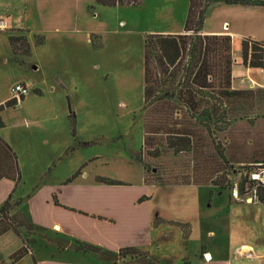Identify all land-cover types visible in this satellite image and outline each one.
I'll return each mask as SVG.
<instances>
[{
    "label": "rangeland",
    "instance_id": "374dc122",
    "mask_svg": "<svg viewBox=\"0 0 264 264\" xmlns=\"http://www.w3.org/2000/svg\"><path fill=\"white\" fill-rule=\"evenodd\" d=\"M188 6V0H142L139 6L112 8L98 6L95 0H0V100L17 84L28 89L23 106L2 113L4 128L0 134L18 148L17 152L13 150L19 162L20 181L16 182L12 196L23 199L19 209L31 224L46 229L53 222L63 225L59 236L50 229L46 235L110 252H116L112 242L130 241L149 252L153 264H180V259L194 264H215L205 258L210 247L218 251L219 259L230 263L234 257L248 258L247 254L238 255L241 246L237 243L238 230L245 232L254 227L259 231L258 236H264V205L256 199L254 184L249 183V177L257 179L253 175L262 172L264 175V168L247 171L248 168L219 161L217 155V150L224 151L229 135L227 159L264 158V129L261 130L264 120H251L250 125L233 118L230 108L228 114L223 112L217 117L220 107L225 109L224 103L230 107L235 100L231 95L229 100L214 107L216 112L210 115L208 110L203 112L209 119L189 118L182 108L174 109L172 117L177 122L172 125L174 135L156 141L160 156L147 158L146 149L138 153L143 144V123L152 120L150 110L147 113L143 109L144 39L153 33L180 32ZM53 9L55 18L57 12L65 10L73 14L72 24L65 21L69 26L60 33L55 24L48 25L54 20L50 18ZM241 18L244 36L248 32V38L264 42L263 7L211 5L201 33L230 35L235 21ZM1 21L8 23V28L4 29ZM88 28L95 32L90 35L91 45L84 37ZM13 30L26 36L30 56L15 59L11 54L7 36ZM221 31L225 33L218 34ZM35 36H42L46 43L36 46ZM238 36L234 35L232 42L231 88L255 89L256 85H264V72H251L239 64L241 37ZM213 62L214 77L209 79L213 89L208 95L216 98V93L224 88V61L217 56ZM150 67L153 78L156 72L152 64ZM172 72L173 77L160 76L159 87L174 88L182 78L181 69ZM251 82L256 85L250 86ZM250 96H244L242 114L256 119V112L264 115V90H257L258 106L246 105ZM206 101L209 108V100ZM68 108L75 114L74 125L68 118ZM189 133H193L190 138L178 137ZM250 137H257L258 143L250 146ZM171 144L174 150L168 148ZM142 154L147 169L145 182L152 185L143 182L142 166L136 160ZM78 170L80 175L66 185L65 181ZM96 178L120 184L107 185ZM200 183L206 186H199ZM53 194L59 206L54 205ZM142 197L151 204L139 203ZM53 209L60 212L53 213ZM150 218L152 222L160 218L164 223L147 228ZM196 218L201 234H196L189 244L190 221L195 226ZM172 219L182 224H186V219L190 221L182 231L169 224L178 222ZM58 229L56 226L55 230ZM20 234L22 239L27 238L24 230ZM247 235L244 233L243 238ZM35 239L36 244L31 246L41 264H114L112 259L100 254L70 248L59 250L48 245L44 238ZM198 239L202 242L195 248ZM20 243L13 232L0 237V261L9 264V256ZM129 263V259L117 262ZM21 264H33V261L29 258Z\"/></svg>",
    "mask_w": 264,
    "mask_h": 264
},
{
    "label": "trees",
    "instance_id": "16d2710c",
    "mask_svg": "<svg viewBox=\"0 0 264 264\" xmlns=\"http://www.w3.org/2000/svg\"><path fill=\"white\" fill-rule=\"evenodd\" d=\"M142 0H95L98 6L112 8L116 6H139ZM189 6L186 13V18L183 26V34L177 35H163V34H149L144 39V112L150 110L152 113L150 123H143V144L138 153L146 149V157L151 159H157L160 156L161 149L160 145L156 143L162 142V136L167 140V136L174 135L172 132V125L177 122L173 121L172 111L177 108H182L184 110V115L193 119L207 118L203 112H207L210 115L215 111V106L218 104H223L225 101L230 99V95L233 100L230 107L224 103L220 107L222 110L217 114V117L223 112L229 113V108L231 110V115L239 121H247L248 124L252 125L251 120L254 122L264 120V115H258L257 112L255 116L257 118L253 119L250 114H242L245 109L243 105L244 96H250V101L248 106L253 105L258 106L257 103V90L262 91L264 89H237L231 88V83L233 77L231 75V50L233 38L230 35H201V31L204 25L205 14L207 9L214 4H224L226 6H245V7H263L264 0H188ZM227 26V24L225 25ZM224 29H228L225 27ZM18 31L9 32L7 41L10 48V52L13 57H28L31 54V48L27 41L25 35L16 34ZM36 37V46H41L44 44L45 39L42 36ZM240 53L242 65L246 69H256L264 70V42L254 41L248 37H244L240 41ZM219 56L224 61L222 67V79L224 81V88L220 89L216 93V98L208 95L209 90L213 89L212 84L209 79L214 77V59ZM151 62V63H150ZM21 65V62H19ZM151 64L153 69H155V76L150 77ZM181 69L182 78L177 81L174 88L160 89L159 81L160 76H171L173 77L174 69ZM242 81V80H241ZM244 83V82H242ZM35 94H39V90L34 89ZM20 100H24V95L19 96ZM218 98L221 101H218ZM237 99V100H236ZM209 100V108L208 102ZM18 100L16 98H11L0 104V129L4 128V123L1 118V112L7 108H16ZM175 104V105H174ZM217 105V106H218ZM260 105V104H259ZM149 106V107H147ZM150 106L152 108H150ZM150 108V109H148ZM154 108V109H153ZM197 110H200L197 112ZM226 110V111H225ZM147 112V113H148ZM179 111H176V113ZM181 112V111H180ZM230 117V116H229ZM261 117V118H260ZM68 118L70 119L72 125L75 124V114L68 108ZM264 121L261 122L263 124ZM152 124L153 127L149 128L147 125ZM170 124V125H168ZM168 125V128L166 127ZM174 126V125H173ZM256 127V126H255ZM260 128V127H259ZM264 128H261V130ZM74 131V129L72 130ZM219 132V130H217ZM228 129L225 130L227 132ZM75 132V131H74ZM73 132V133H74ZM208 132V131H207ZM193 133L189 134H178L179 138L192 137ZM229 136V135H228ZM226 138L227 145L230 140ZM163 138V139H164ZM248 144L250 146L256 145L258 143L257 137L248 138ZM168 145V144H167ZM218 144H215L217 146ZM224 151L217 150V155L219 161L227 162L228 165H234V163H239L238 160L241 159H227ZM169 149H173V145L168 146ZM151 150V151H149ZM153 152V153H151ZM143 153V152H142ZM145 154L142 156H137L136 160L141 164L143 172H146V164L142 159H144ZM245 162L248 160H264L262 157H253L251 159H242ZM235 166V165H234ZM243 168L249 169L253 167L264 168L262 165H236ZM259 170V169H258ZM80 175V170L73 174L70 178L65 181V184L72 183ZM257 179H250L249 183L255 186V195L258 202L264 205V177L261 179L262 173H257ZM254 176V175H253ZM6 178L11 179L15 182L20 181V167L18 158L12 148L2 139L0 136V180ZM255 178V177H254ZM257 180H260L258 182ZM99 183H104L107 185H118L117 181L103 178H96ZM145 182V177H144ZM146 184H149L145 182ZM256 183V184H255ZM205 185L206 183H200L199 185ZM214 184L216 186L217 184ZM152 185V184H149ZM242 188V186H241ZM241 193V190H240ZM53 203L59 206L58 199L55 194L52 195ZM149 200L146 197L139 199V203ZM23 203V199H13L12 193L8 195L5 201L0 206V237L8 232H13L21 239L22 245L17 249L10 257L9 264H16L22 258L30 253V244L35 242V237H41L45 239L48 245L56 246L59 249L70 248L77 252H92L100 254L106 258L112 259L114 264L117 262H125L127 259L131 260L129 264H153L149 254L135 247H122L116 252L103 251L100 248L86 243H81L75 241L70 243L68 240L59 238L57 236L51 237L46 235L47 229L31 224L26 216L20 211L19 207ZM164 221L160 219H155L152 222V226L155 227L158 224H162ZM174 224L179 227L182 231L188 226L182 223H169ZM20 230H24L26 234V239H22L20 235ZM184 241H187V234L183 237ZM134 262V263H133ZM34 264H36L34 262ZM182 264H190V262L183 260Z\"/></svg>",
    "mask_w": 264,
    "mask_h": 264
},
{
    "label": "crops",
    "instance_id": "0c3cea01",
    "mask_svg": "<svg viewBox=\"0 0 264 264\" xmlns=\"http://www.w3.org/2000/svg\"><path fill=\"white\" fill-rule=\"evenodd\" d=\"M182 2V1H181ZM52 12L53 13H55L56 12V10L55 9H53L52 11H50V18H54V20H52V21H50V23H49V21H48V19H47V24L48 25H50V26H52L53 24H55L57 27H59V33L61 32V30H63V29H65L67 26H69V24H72V22H73V17H72V12H67L66 10L65 11H63V13H58L57 12V15H56V18L55 17H52ZM72 17V18H71ZM239 21H235V23H234V25L235 26H233V30H232V33L230 34V36H232V38H233V36L234 35H237V34H240V37H241V39L242 38H244V37H248L247 35H249V34H247L246 33V36H244L245 35V33H242L241 31H242V23L240 22L241 20H242V18L241 19H238ZM65 21H67L69 24L68 25H65ZM77 22H76V26L78 27V25H79V20H76ZM55 22V23H54ZM234 22V21H233ZM1 25H2V27L4 28V27H7L8 26V23H6V22H2L1 21ZM226 24H227V26L229 27V24L227 23V22H225ZM236 23H238L239 25L237 26L236 25ZM226 24H224V25H226ZM75 26V27H76ZM55 27V26H54ZM8 28V27H7ZM225 27H223L222 29L223 30H227V31H229V28L228 29H224ZM4 29H6V28H4ZM53 30L52 31H58V28H52ZM71 29V28H70ZM68 31H70V30H68ZM73 31V30H72ZM85 32V35H84V37L86 38V42L87 43H89L90 42V45H91V41H90V35L91 34H93V33H95L94 32V30H90L89 28L86 30V31H84ZM184 33V31H183V28H182V30L180 31V32H177V33H172V34H163V35H177V34H183ZM205 33V32H204ZM223 33H225V32H223V31H221V32H219L218 34H223ZM67 34V33H66ZM9 35V34H8ZM201 35H206V34H203V33H201ZM56 37H58V36H56ZM239 37V36H238ZM239 37V38H240ZM7 38H8V36H7ZM250 39H252V40H254V41H260V40H256L257 38H255V39H253V38H251V37H249ZM45 39V38H44ZM241 39L239 40V42L241 41ZM70 41H72V40H70ZM262 41V40H261ZM72 42H74V40L72 41ZM233 42V41H232ZM44 43H46V42H44ZM44 45V44H43ZM91 48H92V46H91ZM93 49V48H92ZM240 61H241V59L239 58V63H240ZM234 66V65H233ZM242 66V65H241ZM246 69V68H245ZM249 70V69H248ZM253 70H256V69H251V72L253 71ZM256 71H258V70H256ZM232 72H233V67H232ZM264 72V70H260L259 71V73H263ZM143 76H144V67H143ZM241 82H243V80L241 81ZM61 84L62 86H64L61 82H58V84ZM232 84H233V81H232ZM253 85H256L255 84V82H251L250 83V86H253ZM234 86V85H233ZM235 87V86H234ZM235 88H237V89H243L244 87H235ZM255 89H253V90H256V89H264V85H256V87H254ZM160 89H162L161 87H160ZM38 90V89H37ZM11 98H16L17 100H18V104H17V106H16V108H7V109H5V110H3L2 112H1V118H2V113H4V111H7V110H11V111H15V109H19L20 108V106H23V102H26L27 101V99L26 98H24V100H20V98H19V96L18 95H16L12 90H11V93L9 92V94L7 95V96H5L4 98H2L1 100H0V104H3L5 101H7V100H9V99H11ZM143 102H144V77H143ZM20 103V104H19ZM30 103V102H29ZM3 129V128H2ZM2 129H0V130H2ZM0 136L2 137V139L12 148V150L13 149H15L16 150V152L18 151L16 148H14V145L10 142V140H8L5 136H3V135H1L0 134ZM14 151V150H13ZM16 154V153H15ZM239 161V163H234V165H251V164H253V165H262V166H264V160L261 162V160H248V162H245V160H238ZM142 173H143V175H142V178H143V182H144V172H143V169H142ZM144 184L145 185H149V184H146L145 182H144ZM15 185H17L16 184V182L15 181H13V180H11V179H6V178H3V179H1L0 180V206H1V204L5 201V199L8 197V195L9 194H11V193H13V191H14V189L16 188L15 187ZM199 186H206V185H199ZM131 202H133V199L131 200ZM145 202H147V203H149V204H151L150 202H149V200H147V201H145ZM142 203H144V202H142ZM54 211H57V212H60V210H55V209H53V213H54ZM155 215H158V216H160V214L159 213H157V214H155ZM154 218V217H153ZM153 218H150V220H147L148 221V223H147V228H150L151 226H152V221H151V219H153ZM157 219H160V218H157ZM161 220V219H160ZM172 220H174V219H172ZM174 221H178V223H179V220H174ZM182 221H184V220H182ZM186 222V224H187V222L188 221H190V220H188V219H186L185 220ZM175 223H177V222H175ZM190 223H191V226H192V233H191V236H190V238H189V244H190V241H191V239L197 234V236L199 235V234H201V231H200V225H199V221L197 220V218H196V224H195V226L193 225V223L190 221ZM34 225H36V224H34ZM37 226H39V225H37ZM56 226H58L59 227V229L58 230H55V227ZM41 227V226H40ZM46 229V228H45ZM51 230V231H54L55 233H56V235H60V233H61V231L62 230H64V227H63V225H61V224H59V223H57V222H53L52 224H51V226L49 227V228H47V230ZM238 231H240L239 232V234L240 235H238V239H237V243H241V246L239 247V249L237 250L238 251V255L239 256H242V255H244V254H247V256H248V258H236V257H234L231 261H230V263H228V261L226 260V259H219L218 257H217V255L218 256H220L219 255V253H218V251L217 250H214L213 248H209V250H208V252L206 253V255L205 256H207V254H210L211 255V260H208V261H210V263H219V262H226V264H264V236H258L259 235V231H257L254 227L253 228H247L246 230H245V232L244 231H242V230H238ZM205 232V231H204ZM244 233H245V235H247L248 237L246 238H243V236H244ZM21 235V234H20ZM17 236V235H16ZM22 236V235H21ZM243 238V239H242ZM21 240V239H20ZM37 240H35V242H36ZM35 242H33L32 243V245L33 244H36ZM130 242V241H129ZM129 242H127V243H124V244H119V243H111L112 245H114L115 246V249H116V251L119 249V248H122V247H135V248H139L141 245H139V244H130ZM200 242H202V240H200V239H198L197 240V242H196V244H195V248H196V246H198L199 245V243ZM243 243V244H242ZM22 245V243H20L19 244V246H18V249L20 248V246ZM51 246V245H50ZM211 246V245H210ZM52 247H54V246H52ZM140 249V248H139ZM59 250H62V249H59ZM222 250H223V248H221V250H220V253H221V256H222ZM16 251V250H15ZM14 251V252H15ZM195 251V250H194ZM13 252V253H14ZM12 253V254H13ZM149 253V252H148ZM11 254V255H12ZM10 255V256H11ZM9 256V257H10ZM29 258H31L32 259V261H33V264H34V262H36V264H41V262H39V261H37L39 258H38V254H37V252H36V250L35 249H33V246H31V244H30V253L28 254V255H26L24 258H22L19 262H17L16 264H21L22 263V261L23 260H25V259H28L29 260ZM36 258V259H35ZM228 259V258H227ZM207 260V259H206ZM9 261V260H8ZM179 261H181L180 262V264H182L183 263V260L182 259H180ZM189 262V261H188ZM7 262H5L3 259L0 261V264H6ZM190 264H194V263H191L190 262Z\"/></svg>",
    "mask_w": 264,
    "mask_h": 264
},
{
    "label": "built area",
    "instance_id": "2783aa9c",
    "mask_svg": "<svg viewBox=\"0 0 264 264\" xmlns=\"http://www.w3.org/2000/svg\"><path fill=\"white\" fill-rule=\"evenodd\" d=\"M27 90H28L27 87L23 84H17L12 88V91L18 96L24 95L27 92ZM254 177L258 178L257 175H254ZM263 177H264V175H263Z\"/></svg>",
    "mask_w": 264,
    "mask_h": 264
},
{
    "label": "bare ground",
    "instance_id": "6f19581e",
    "mask_svg": "<svg viewBox=\"0 0 264 264\" xmlns=\"http://www.w3.org/2000/svg\"><path fill=\"white\" fill-rule=\"evenodd\" d=\"M205 258H207L209 260V259H211V255L207 254V256H205Z\"/></svg>",
    "mask_w": 264,
    "mask_h": 264
}]
</instances>
